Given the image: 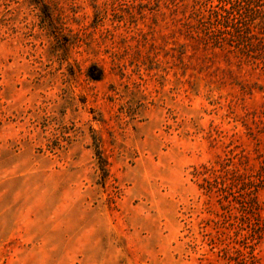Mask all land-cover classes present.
I'll return each instance as SVG.
<instances>
[{
    "label": "rangeland",
    "instance_id": "rangeland-1",
    "mask_svg": "<svg viewBox=\"0 0 264 264\" xmlns=\"http://www.w3.org/2000/svg\"><path fill=\"white\" fill-rule=\"evenodd\" d=\"M34 1L0 0V264H264V68L188 0Z\"/></svg>",
    "mask_w": 264,
    "mask_h": 264
},
{
    "label": "trees",
    "instance_id": "trees-1",
    "mask_svg": "<svg viewBox=\"0 0 264 264\" xmlns=\"http://www.w3.org/2000/svg\"><path fill=\"white\" fill-rule=\"evenodd\" d=\"M168 1L173 13H177L180 9L179 5L186 2V0ZM34 4L42 5L45 9L48 7L45 0H35ZM181 13L183 18L179 31L184 32L185 36H195L201 40V43H210L217 48L232 50L241 58L264 68V0H188V3L183 5ZM102 77V71H99L92 76V79L101 80ZM98 155L102 157L100 151ZM101 161L103 162L101 169L107 173V162L104 159ZM212 172L216 177L220 173L216 170ZM263 182L264 170L257 176L256 181L244 185L242 191L253 194ZM208 186L210 190L219 189L224 193L225 198L228 196V192H224L218 182H211ZM229 194L234 197L233 193ZM247 201L251 204L253 200ZM254 207L249 205V210L254 212Z\"/></svg>",
    "mask_w": 264,
    "mask_h": 264
}]
</instances>
